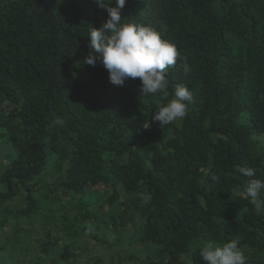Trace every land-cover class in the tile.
<instances>
[{"label":"trees","instance_id":"trees-1","mask_svg":"<svg viewBox=\"0 0 264 264\" xmlns=\"http://www.w3.org/2000/svg\"><path fill=\"white\" fill-rule=\"evenodd\" d=\"M120 14L176 46L182 120L160 128L167 100L84 63L108 19L92 0H0V264H204L203 245L233 239L264 264V208L244 195L264 179V0H126Z\"/></svg>","mask_w":264,"mask_h":264},{"label":"clouds","instance_id":"clouds-1","mask_svg":"<svg viewBox=\"0 0 264 264\" xmlns=\"http://www.w3.org/2000/svg\"><path fill=\"white\" fill-rule=\"evenodd\" d=\"M92 2L107 11L108 19L98 29L92 27L89 31L90 51L84 63L95 66L99 61L108 71L110 82L116 86L123 87L129 78H139L143 96H159L167 100L152 117L160 128L185 118L188 105L193 101L192 91L186 85H177L172 98L168 99L166 74L180 56L176 46L163 39L162 33L153 27L122 23L120 13L126 0ZM113 2L115 7L110 6ZM183 67L185 74H188V66L185 64ZM54 123L61 125L63 122L57 119ZM239 171L245 177L255 176L253 168H241ZM244 195L256 213L260 214L264 208V201L261 200L264 196V179H250L244 188ZM142 199L146 203L151 197L145 195ZM200 257L204 264H247V257L236 239L221 246L205 244L200 248Z\"/></svg>","mask_w":264,"mask_h":264},{"label":"rangeland","instance_id":"rangeland-1","mask_svg":"<svg viewBox=\"0 0 264 264\" xmlns=\"http://www.w3.org/2000/svg\"><path fill=\"white\" fill-rule=\"evenodd\" d=\"M92 193H100V194H104L105 193V187H103L102 185L101 186H96V187H94V188H92L91 190H90Z\"/></svg>","mask_w":264,"mask_h":264}]
</instances>
